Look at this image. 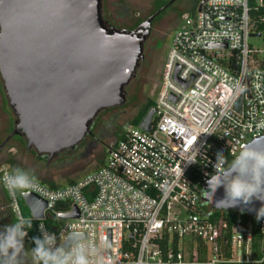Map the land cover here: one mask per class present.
Wrapping results in <instances>:
<instances>
[{
  "label": "built area",
  "instance_id": "built-area-1",
  "mask_svg": "<svg viewBox=\"0 0 264 264\" xmlns=\"http://www.w3.org/2000/svg\"><path fill=\"white\" fill-rule=\"evenodd\" d=\"M251 1L264 4L200 0L199 11L182 14L162 67L150 130L126 126L106 149L103 164L74 183L50 188L35 179L30 193L46 204L41 219L30 215L39 236L44 224L58 245L70 231L97 246L107 241L106 264H264V219L231 224L217 215L230 210L201 200L216 154L231 160L264 134L258 59L264 49L248 44L255 34ZM206 43L226 49H202ZM189 156L195 163L186 162ZM12 172L0 164V186L11 215L23 221L17 193L2 183ZM73 207L76 218L57 217Z\"/></svg>",
  "mask_w": 264,
  "mask_h": 264
},
{
  "label": "water",
  "instance_id": "water-1",
  "mask_svg": "<svg viewBox=\"0 0 264 264\" xmlns=\"http://www.w3.org/2000/svg\"><path fill=\"white\" fill-rule=\"evenodd\" d=\"M173 1L125 30L103 20L102 0H0V81L14 116L0 151L20 136L27 150L38 157L47 155L49 161L79 144L102 110L124 103L125 87L143 57L151 21ZM255 36L260 34H250ZM202 49L226 45L206 43ZM239 104L240 98L234 108ZM154 113V107L148 109L138 124L141 130H150ZM250 142L264 147V134ZM205 191L202 202L216 210L256 218L261 207L255 199L247 206L226 207L218 204L224 198L223 187L212 197ZM21 200L33 219L43 217L46 204L41 198L29 192ZM77 214L73 207L57 217L73 219Z\"/></svg>",
  "mask_w": 264,
  "mask_h": 264
},
{
  "label": "rangeland",
  "instance_id": "rangeland-1",
  "mask_svg": "<svg viewBox=\"0 0 264 264\" xmlns=\"http://www.w3.org/2000/svg\"><path fill=\"white\" fill-rule=\"evenodd\" d=\"M158 1L165 0H104L102 17L108 25L117 29H134V24L145 20ZM192 2L193 0H175L166 8L161 15V21L157 22L159 26L156 24L157 34L153 30L144 41L143 57L135 69L133 78L125 87L124 103L102 110L93 120L90 134L72 150L60 151L47 161V155L36 156L32 149H26L25 142L21 144L13 137L0 151V164H7L12 171L17 168L29 171L36 179L53 182L59 186L67 184L70 180H78L95 170L100 165L99 161L104 160L106 149L114 144L121 128L126 127L145 104H154L171 38L181 18L177 15L180 12L189 13ZM248 44L257 49H264L262 36L250 37ZM262 58L264 54L258 59ZM13 120L14 116L7 105L0 81V143L10 133ZM113 132L115 134L110 135ZM11 217L13 216L8 201L0 186V230L11 224ZM58 223L62 224L63 220ZM25 249L28 250L26 245Z\"/></svg>",
  "mask_w": 264,
  "mask_h": 264
},
{
  "label": "clouds",
  "instance_id": "clouds-1",
  "mask_svg": "<svg viewBox=\"0 0 264 264\" xmlns=\"http://www.w3.org/2000/svg\"><path fill=\"white\" fill-rule=\"evenodd\" d=\"M186 162L195 160L189 156ZM213 167L215 172L207 180L205 192L212 197L223 187L224 198L218 204L226 207L247 206L254 199L259 200L256 219L264 218V147L250 142L233 152L231 160L218 152ZM2 183L10 194L28 196L35 187V177L17 168L5 174ZM31 227L32 221H14L0 230V264H106L104 253L110 248L107 241L102 240L97 246L85 234L70 231L58 245L56 234L48 232L44 224H40L41 236L33 237L35 247L26 250L24 240Z\"/></svg>",
  "mask_w": 264,
  "mask_h": 264
},
{
  "label": "trees",
  "instance_id": "trees-1",
  "mask_svg": "<svg viewBox=\"0 0 264 264\" xmlns=\"http://www.w3.org/2000/svg\"><path fill=\"white\" fill-rule=\"evenodd\" d=\"M169 1L170 0H165L163 2L158 1L154 5V9H153L152 12L157 11L159 8H161L163 5H165ZM103 2H104V0H102V3ZM199 3H200V0H193L192 7H191V9L189 11V14H191V15L194 14V12L196 11V8H197ZM182 13L181 12L178 13L177 16L180 18L182 16ZM249 17H250L251 21L254 23L253 24V30L255 31V34H260V36L263 37V41H264V20L263 21L261 20L262 18H264V4L263 5H259L256 2L251 1L250 2V8H249ZM137 24H138V22H136L134 25L136 26ZM128 30H130V29H128ZM260 66L264 70V58L261 59ZM153 105L154 104L151 103V102H148L147 104H145V106L133 117V119L130 121V123L125 125V126L131 125V126H136L137 127L139 122L142 120V118L144 117V115L148 111V109L153 107ZM121 135H122V131H120L119 134L116 135L115 142L118 139H120ZM14 137L21 144H24V141L22 140V138L20 136H14ZM103 161L104 160H100L99 164L102 165ZM9 163L13 164L11 161ZM34 177H35V175H34ZM36 180H38L40 183L45 184L46 186H48L50 188L59 187V185H57V184H55L53 182L42 181V180H39V179H36ZM75 181L76 180H70L67 184L74 183ZM2 191H3V194L6 197L5 191L3 189H2ZM17 198H18V201H19V203L21 205L22 216L24 218L23 221L24 222L32 221V227L30 229H27V236L25 237V240H24V243H25L26 247L28 249H31V248L35 247V244L33 242V237H39V235L36 232L37 221L31 220L30 214H29L28 210L26 209V207L23 205V202L21 200V197H20L19 193H17ZM58 208L59 207H57V209ZM217 215L218 216H220V215L221 216H226L231 224H236L238 222L247 223L248 221H250L254 225L257 222L256 218H249V216L246 213L236 212V211H232V210H230L228 212H218ZM14 221H18V220L15 217H11L10 223H13ZM221 264H230V263H221ZM232 264H237V263H232Z\"/></svg>",
  "mask_w": 264,
  "mask_h": 264
},
{
  "label": "flooded vegetation",
  "instance_id": "flooded-vegetation-1",
  "mask_svg": "<svg viewBox=\"0 0 264 264\" xmlns=\"http://www.w3.org/2000/svg\"><path fill=\"white\" fill-rule=\"evenodd\" d=\"M175 1V0H174ZM173 1V2H174ZM169 6H171V5H169ZM166 9H164L163 11H161L158 15H156L153 19H152V21H151V24H150V28H149V34L151 33V32H153V30H155L156 31V34H157V28H156V24H157V22H160L161 21V15H162V13L165 11ZM156 12V11H155ZM155 12H151L147 17H149L150 15H152L153 13H155ZM146 17V18H147ZM141 23V22H140ZM139 24V23H138ZM137 24V25H138ZM136 25V26H137ZM135 26V27H136ZM157 26H159V24H157ZM134 27V28H135ZM159 32V31H158ZM149 34H148V36H149ZM125 127L123 126L121 129L123 130ZM121 130V131H122ZM115 133L113 132V133H111L110 135H114Z\"/></svg>",
  "mask_w": 264,
  "mask_h": 264
}]
</instances>
